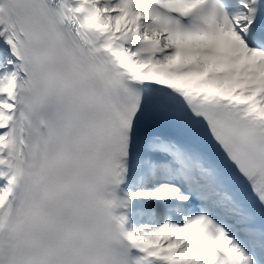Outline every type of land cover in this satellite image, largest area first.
<instances>
[{
    "label": "snow or ice",
    "instance_id": "obj_1",
    "mask_svg": "<svg viewBox=\"0 0 264 264\" xmlns=\"http://www.w3.org/2000/svg\"><path fill=\"white\" fill-rule=\"evenodd\" d=\"M0 264H264V0H0Z\"/></svg>",
    "mask_w": 264,
    "mask_h": 264
}]
</instances>
